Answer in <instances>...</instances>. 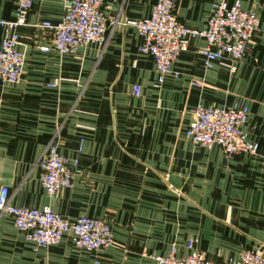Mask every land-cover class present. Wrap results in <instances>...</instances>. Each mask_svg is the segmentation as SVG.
<instances>
[{
	"label": "crops",
	"instance_id": "0c3cea01",
	"mask_svg": "<svg viewBox=\"0 0 264 264\" xmlns=\"http://www.w3.org/2000/svg\"><path fill=\"white\" fill-rule=\"evenodd\" d=\"M156 1L106 0L105 12L118 17L114 28L104 42L68 54L52 46L51 31L36 26L60 20L65 0H36L19 26L23 77L0 78V188L9 187L16 205H49L71 220L105 218L113 241L93 251L66 235L38 246L12 216L0 214V264H160L156 256L173 244L180 255L199 248L223 261L237 259L244 247L264 252V0H225L259 15L245 57L206 67L207 41L192 38L159 86L153 59L139 50L140 33L127 24ZM217 1L177 0L175 10L202 28ZM17 5L0 0V18H14ZM4 35L0 25V46ZM47 44L49 50L40 48ZM198 103L246 106L244 128L258 152L228 155L218 144L194 142L186 130ZM52 140L79 170L54 196L38 163Z\"/></svg>",
	"mask_w": 264,
	"mask_h": 264
},
{
	"label": "built area",
	"instance_id": "2783aa9c",
	"mask_svg": "<svg viewBox=\"0 0 264 264\" xmlns=\"http://www.w3.org/2000/svg\"><path fill=\"white\" fill-rule=\"evenodd\" d=\"M66 8L58 21L42 20L38 28L52 32V46L61 54L72 53L81 45L104 42L106 31L114 28L117 16L104 10L106 0H65ZM15 17L0 18L4 37L0 46V78L18 83L24 74L25 53L21 48L19 26L25 23L36 0H17ZM177 0H157L151 12L139 19L130 20L141 35L139 50L149 55L157 68L159 86L172 71L180 53L186 50L192 38L203 37L207 46L203 50L204 64L211 67L213 61L223 57L242 59L251 50L254 34L260 27V18L255 10L246 8L239 1L214 3L206 25L197 28L182 21L176 13ZM49 50L50 45H42ZM201 85V81L195 80ZM134 95L141 94V86L133 85ZM249 118L246 106L213 105L198 103L186 134L196 143L213 146L218 144L224 153L233 155L246 152L256 154L259 142L251 139L244 128ZM42 168V182L51 196L58 190L73 184L79 171L74 168L76 160L70 161L61 153L52 140L38 160ZM0 214L13 217L15 225L25 237L38 246L58 244L68 235L81 248L97 251L113 241L112 224L101 217L81 214L71 220L51 206L42 207L16 205L11 201L9 187L0 188ZM160 264H264V252L244 247L239 257L223 261L208 257L204 250L193 248L188 254L180 255L173 244L169 251L157 255Z\"/></svg>",
	"mask_w": 264,
	"mask_h": 264
}]
</instances>
